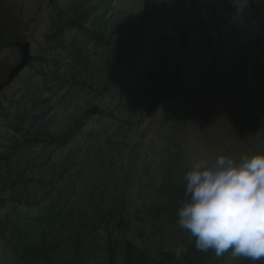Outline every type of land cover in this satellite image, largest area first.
Returning a JSON list of instances; mask_svg holds the SVG:
<instances>
[{"label": "rangeland", "instance_id": "1", "mask_svg": "<svg viewBox=\"0 0 264 264\" xmlns=\"http://www.w3.org/2000/svg\"><path fill=\"white\" fill-rule=\"evenodd\" d=\"M143 1L0 0V83L21 61L15 43H29L26 68L0 90V264L10 259L11 224L35 208L22 207L8 183L13 177L35 185L21 164L26 149L35 156L43 145L50 161L77 136L74 114L84 119L103 104L123 115L129 107L105 92L113 83L151 93L136 129L144 135L149 126V151L161 157L176 151L181 137L185 169L198 179L213 183L247 166L250 188H262L264 0H149L146 11ZM124 13L135 23L127 40L108 28ZM179 119L187 123L185 134ZM11 166L20 176L8 172ZM198 231L192 222L162 224L153 248L174 260ZM246 263L231 255L224 264Z\"/></svg>", "mask_w": 264, "mask_h": 264}, {"label": "trees", "instance_id": "2", "mask_svg": "<svg viewBox=\"0 0 264 264\" xmlns=\"http://www.w3.org/2000/svg\"><path fill=\"white\" fill-rule=\"evenodd\" d=\"M143 2L146 11L149 0ZM129 19H111L108 28L127 40L135 29ZM110 85L105 92L129 107L123 115L120 107L116 115L103 104L84 119L74 114L70 125L80 122L77 136L50 161L43 145L37 146L40 156L31 154L33 147L26 149L21 164L35 185L13 177L8 183L22 207L35 208L23 222L11 224L6 264H224L231 255L264 264V189L253 191L232 173L206 183L188 175L181 154L168 150L161 157L149 151V126L144 135L136 129L151 93ZM8 172L20 176L12 166ZM182 222L195 223L199 231L173 260L153 248L154 237L160 225Z\"/></svg>", "mask_w": 264, "mask_h": 264}, {"label": "water", "instance_id": "3", "mask_svg": "<svg viewBox=\"0 0 264 264\" xmlns=\"http://www.w3.org/2000/svg\"><path fill=\"white\" fill-rule=\"evenodd\" d=\"M19 47L22 50V55H23L22 61H21L20 65L11 72V74L8 77V79L5 81V83L3 85L7 84L13 78V76L15 74H17L24 67V65L26 64V60H27V56H28L27 45L19 46Z\"/></svg>", "mask_w": 264, "mask_h": 264}]
</instances>
